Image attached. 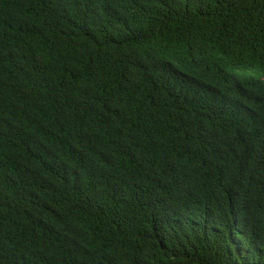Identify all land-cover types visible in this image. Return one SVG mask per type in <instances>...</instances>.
I'll use <instances>...</instances> for the list:
<instances>
[{
    "label": "trees",
    "instance_id": "1",
    "mask_svg": "<svg viewBox=\"0 0 264 264\" xmlns=\"http://www.w3.org/2000/svg\"><path fill=\"white\" fill-rule=\"evenodd\" d=\"M0 264H264V0H0Z\"/></svg>",
    "mask_w": 264,
    "mask_h": 264
}]
</instances>
